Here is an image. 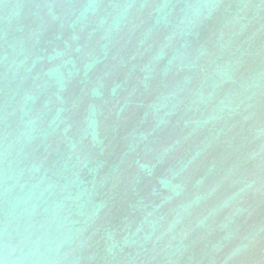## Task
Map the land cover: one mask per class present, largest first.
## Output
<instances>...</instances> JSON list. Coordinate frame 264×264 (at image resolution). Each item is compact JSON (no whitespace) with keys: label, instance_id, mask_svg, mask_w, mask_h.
I'll return each mask as SVG.
<instances>
[{"label":"water","instance_id":"obj_1","mask_svg":"<svg viewBox=\"0 0 264 264\" xmlns=\"http://www.w3.org/2000/svg\"><path fill=\"white\" fill-rule=\"evenodd\" d=\"M0 264H264V0H0Z\"/></svg>","mask_w":264,"mask_h":264}]
</instances>
